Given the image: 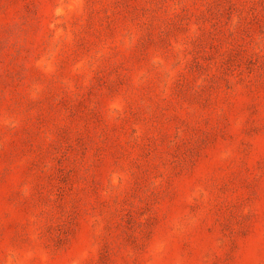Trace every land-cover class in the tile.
Segmentation results:
<instances>
[{
  "label": "rangeland",
  "instance_id": "1",
  "mask_svg": "<svg viewBox=\"0 0 264 264\" xmlns=\"http://www.w3.org/2000/svg\"><path fill=\"white\" fill-rule=\"evenodd\" d=\"M0 264H264V0H0Z\"/></svg>",
  "mask_w": 264,
  "mask_h": 264
}]
</instances>
